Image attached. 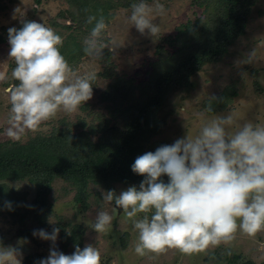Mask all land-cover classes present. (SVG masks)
Listing matches in <instances>:
<instances>
[{"label":"clouds","instance_id":"obj_1","mask_svg":"<svg viewBox=\"0 0 264 264\" xmlns=\"http://www.w3.org/2000/svg\"><path fill=\"white\" fill-rule=\"evenodd\" d=\"M165 13L159 0L152 4L136 0L129 20L141 35L154 37L160 33L154 19ZM86 22L92 25L82 48L88 58L102 60L104 49L115 53L121 47L115 40L104 42L108 22L102 13L89 15ZM8 40V56L15 62L11 76L18 81L6 89L11 106L8 138L20 141L58 112L76 113L92 98L98 74L78 73L61 53L63 38L52 28L23 20L19 29H8ZM255 55L252 51L247 62ZM6 79L7 74L0 72V82ZM218 100L210 97L205 110L212 112L213 101ZM131 170L144 177L139 187L129 186L119 194L103 192L106 203L114 201L113 212L99 210L86 224L96 233H107L115 210L122 209L137 232L134 251L139 256L160 255L169 248L185 254L203 252L230 244L238 231L255 236L264 230V125L240 124L234 112L215 115L195 135L187 132L170 145L139 155ZM164 175L167 183L161 179ZM7 207L11 210L10 202ZM59 232V228L51 234L34 231V236L53 242L49 256L39 264H101V253L92 244L77 246L71 255L56 250ZM22 255L19 248L0 241V264H22Z\"/></svg>","mask_w":264,"mask_h":264},{"label":"rangeland","instance_id":"obj_2","mask_svg":"<svg viewBox=\"0 0 264 264\" xmlns=\"http://www.w3.org/2000/svg\"><path fill=\"white\" fill-rule=\"evenodd\" d=\"M193 1L159 0L165 5L166 13L155 17L154 22L159 25L160 33L154 37L141 35L136 30L129 20L131 11L116 9L103 36L104 42L110 44L115 40L121 46L115 53L109 52L106 48L110 53V65L106 64L104 53L102 60H92L84 55L78 62H69L80 74L87 71H95L98 74L93 82L92 98L82 104L76 113L58 112L54 118L43 122L35 132L27 131L19 142L26 143L38 136L48 138L57 131H69L70 134L86 133L90 126L96 127L105 122L104 120L112 121L110 109L113 108V102L104 99L110 86L116 78L130 81L133 86L148 80L152 64L158 58L156 47L163 45L162 39L174 36L176 28L187 21L203 17V8L193 4ZM148 2L152 4L153 0ZM16 8L20 9L17 13L14 11ZM68 11L73 12V9L67 0H42L40 4H36L35 0H0V36L4 37V42L0 44V72L7 74V79L0 82V143L16 142L5 134L11 107L6 89L18 83L11 76L15 62L8 56L10 51L8 29L10 27L19 29L23 20L43 23L59 34L63 38V43L66 42V47H62V54L67 58L66 49L69 45L75 40L83 46L84 40H81L79 31L63 27L70 25L69 19L62 18ZM164 47L167 48L165 44ZM252 51H255L256 55L251 62H247ZM105 70L110 75L109 78L102 76ZM189 81L193 88L187 94L177 95L178 103L173 105L174 112L166 115L168 117L165 118L164 126L147 144L151 149L156 150L162 145H170L187 132L195 135L204 121L218 114L227 115L234 112L240 124L251 121L264 125V0H257L251 8L245 34L229 48L221 62L204 65L190 77ZM223 93L231 100L227 108L213 115L207 114L204 104L213 95L218 97ZM134 94H138L136 90ZM163 112H167V109ZM115 121L120 124L119 120ZM97 137V134L91 135L90 139L95 141ZM6 184L17 193L24 204L30 203L34 198V188L28 182ZM110 186L119 194L133 185L113 181ZM106 191L102 185L89 183L88 198L84 207L74 201L75 190L70 184L60 178L54 179L48 195L50 209L44 223L34 220L33 213L23 215V219L19 221L18 217L25 212L22 208L19 209L18 216L14 217L0 212V241L5 246L19 248L23 254L22 262L26 257L33 255L36 256L34 264H39L41 259L49 256L53 242L38 235L34 236V231L43 229L51 234L53 228H59L55 248L66 255H71L76 246L65 237L71 234L74 226L80 225L82 227L80 248L83 249L88 244L96 247L101 253V264H227L233 255L239 256L241 260H250L254 264H264V230L255 236L238 231L230 244L209 247L203 252L185 254L179 249L169 248L160 255L149 253L139 256L134 251L137 232L122 209L115 210V219L107 233H96L87 226L86 222L94 221L99 210H107L110 214L113 212L114 201L106 203L103 200L102 193ZM26 232H30V236L22 235Z\"/></svg>","mask_w":264,"mask_h":264},{"label":"trees","instance_id":"obj_3","mask_svg":"<svg viewBox=\"0 0 264 264\" xmlns=\"http://www.w3.org/2000/svg\"><path fill=\"white\" fill-rule=\"evenodd\" d=\"M42 0H35L40 4ZM150 1V0H148ZM73 12L62 18L70 20L63 25L67 30L79 31L83 40L90 32L89 15L103 14L107 22L113 19L118 8L131 11L136 0H67ZM257 0H194L193 4L203 8V17H196L178 26L174 36L162 39L163 45L156 47L157 60L145 83L138 86L130 81L116 78L105 94V100L113 102L111 120H104L96 127L90 126L86 133L70 134L57 131L51 137H36L26 143L6 141L0 143V212L18 216L19 209L25 212L18 217L33 213V219L44 223L49 212L48 195L54 179L66 181L75 190L74 201L86 206L87 185L99 184L113 190L111 182L117 181L139 187L143 176L135 174L131 165L146 152L155 151L147 144L164 126L165 118L174 112L177 95L187 94L193 84L190 77L206 64L219 63L229 48L245 34L251 8ZM59 25L58 23H54ZM105 35V34H104ZM4 37L0 36V44ZM68 43V42H67ZM71 43V42H70ZM69 44V43H68ZM167 46V48L164 47ZM66 47V42L60 48ZM71 47V48H69ZM66 49V59L78 62L84 56L83 46L75 40ZM170 49V50H168ZM106 64L110 65V53L103 51ZM111 74V72H110ZM104 77H110L105 70ZM113 77V76H111ZM130 87V88H129ZM135 90L138 94H134ZM226 93L213 101V111L227 108L230 98ZM208 101L204 104V108ZM167 109V112H163ZM168 115V116H166ZM119 120L120 124L117 121ZM97 134L95 141L90 136ZM161 179L168 182L166 175ZM26 181L34 188V198L24 204L6 182ZM11 203V210L7 207ZM82 227L74 226L67 237L80 247ZM30 236V232L22 234ZM124 246V244H123ZM227 264H254L235 256ZM36 256H28L22 264H34Z\"/></svg>","mask_w":264,"mask_h":264}]
</instances>
